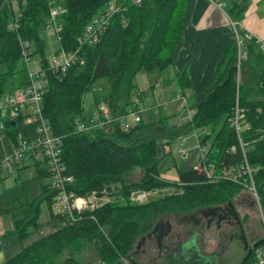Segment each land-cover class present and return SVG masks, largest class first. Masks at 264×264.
Masks as SVG:
<instances>
[{
	"label": "trees",
	"instance_id": "1",
	"mask_svg": "<svg viewBox=\"0 0 264 264\" xmlns=\"http://www.w3.org/2000/svg\"><path fill=\"white\" fill-rule=\"evenodd\" d=\"M14 1L17 0H0V98L29 85L23 42H30L31 55L48 65V40L44 30L51 22V11L57 7L64 10L53 21L61 26L57 53L80 49L85 63L74 65L63 75L47 71L43 116L52 132L62 138L66 174L75 178L70 189L80 197L105 190L113 196L112 186L120 185L118 195L126 200L84 211L75 222H69L66 217L53 213L57 193L50 184H45L42 199L49 206V221L39 222L38 208L17 220L14 234L21 241L31 233L38 234V238L5 264H80L75 256L86 243L96 245L107 264H118L123 259L130 260L140 239L162 216L232 203L242 191L240 185L204 183L203 175L192 167L178 170L182 193L144 204L133 203L128 196L135 189L169 186L161 178L160 166L166 149L195 129L209 131L202 143L209 144L211 161L220 166L242 163L239 140L229 123L237 97L250 124L244 139L249 143L250 164L258 168L255 179L264 206V57L254 42L246 44L245 67L255 56L260 68L258 71L255 66L246 67L250 71L245 72L239 92L234 39L224 52L207 100L198 106L192 121L173 124L163 107H158L151 120L142 118L125 130L122 120L131 110H138L134 98L140 101L144 97L137 92V76L141 72H163L174 65L184 28L185 0H142L140 5L127 6L112 17L98 43L93 45L81 44L85 29L112 0H21L19 16L14 10ZM239 1L234 0L227 9L235 21L242 19L247 8ZM14 22L16 28L10 26ZM101 80L108 81L109 91L106 96L96 97V110L104 101L110 106L112 116L119 119L103 128L80 133L75 121L86 119L84 98ZM253 82L257 83L262 98H252ZM16 122L18 126L13 127L12 121H5V132L13 143L21 133L25 137L34 133L33 127L20 125V119ZM232 148H236L234 153L230 152ZM135 169L143 172L141 179L126 181L125 175ZM38 178L44 180L49 174L38 169ZM45 227L49 229L47 232L43 231ZM31 228L33 232H29ZM254 245H250V254L242 264H255Z\"/></svg>",
	"mask_w": 264,
	"mask_h": 264
},
{
	"label": "crops",
	"instance_id": "2",
	"mask_svg": "<svg viewBox=\"0 0 264 264\" xmlns=\"http://www.w3.org/2000/svg\"><path fill=\"white\" fill-rule=\"evenodd\" d=\"M239 2L247 8L242 19L235 21L227 12L234 0H215V2L185 0L184 28L174 55V65L163 72H142L147 78L150 77L145 87L137 88V92L144 94L143 99L140 100V104H143L140 110L143 119V114L148 113V120H151L154 111L158 107H163L166 114L171 117V123L181 124L184 113L177 100L178 94L182 92L189 94V107L194 111L207 100L209 88L224 52L235 39L232 22L239 23L242 30L249 31L253 36L264 41V0ZM220 4H224V8H221ZM259 62L257 57L253 56L248 64L259 69ZM252 86L254 88L251 92L252 98H261L257 83L253 82ZM150 95H152L151 101H149ZM174 117L177 118L176 121ZM9 147L11 150L12 145ZM181 150H186V154H182ZM181 150V164L188 162L189 165H186L191 168L196 160L195 151ZM30 167H33L38 175V169H41L38 166H25L18 169V172ZM30 170L33 169L27 172ZM0 174L2 175V171ZM24 184L25 186L31 184L30 177H26ZM238 202L239 209L235 208L233 202L227 204L233 217L226 214L223 216L221 207L197 208L191 212L173 213L161 217L154 224L152 231L140 239L129 262L131 264H242L250 254V245L264 238L260 237L258 224L255 226V218L251 216L246 206L247 210L244 208V202ZM240 208L246 210L243 211V215H247L246 223L240 217ZM211 211L214 214L219 211L221 214L214 215ZM235 212L239 218L236 217ZM23 218H25L23 208L11 209V206L7 205L0 212V264H5L24 247L30 245H24V241L14 234L17 229L16 221ZM229 227L231 231L226 232L224 229ZM46 230L49 229L45 227L43 231ZM212 231L213 235L209 240V236L206 235ZM225 240H228V243L239 242L241 248H236L237 250L234 251L233 243L229 245ZM147 242L156 244V247H148Z\"/></svg>",
	"mask_w": 264,
	"mask_h": 264
},
{
	"label": "built area",
	"instance_id": "3",
	"mask_svg": "<svg viewBox=\"0 0 264 264\" xmlns=\"http://www.w3.org/2000/svg\"><path fill=\"white\" fill-rule=\"evenodd\" d=\"M210 1L215 2V0ZM141 3L142 0H112L104 11L87 25L84 32V41H81V44L93 45L98 43L102 33L106 30L115 14L121 12L127 6L140 5ZM220 6L224 8V4H220ZM63 12L64 10L61 8L53 9L51 11V22L48 23L46 29L52 28L58 33L61 30V26L53 21ZM231 24L234 29L237 48L235 67L238 71H241L243 64L248 59L246 44L254 42L264 57V41L253 36L251 32L242 30L239 23L232 22ZM10 26L16 28L17 24L14 22ZM31 47L33 45L30 42H23V62L27 68L29 85L0 98V135L5 133V121H12V123H15L13 127H17L16 120L20 119V125L33 127L34 133L32 135L28 137H25L22 133L18 135L7 158L11 161L9 168L14 171L12 166L14 164L18 169H22L25 166H38L46 171L49 174L51 188L57 193L52 205L53 213L66 217L69 222H75L78 218L77 216L84 211L94 210L108 203V201H103L106 193L105 191L101 194L94 192L87 197H80L70 189L75 183V178L66 174V166L63 161V141L60 136L52 132L51 127L44 118L42 101L47 71L63 75L74 65L78 63L84 65L85 62L80 49H78L72 53L63 51L53 54L48 58V65H45L40 59L31 55L29 52ZM177 99L181 101V111L184 113L181 124L192 121L196 111L189 107V94L182 92L178 94ZM134 103L138 108L139 99L135 98ZM116 119L119 118L112 116L111 109L105 103H102L92 117L76 120L75 125L78 132L88 133L103 128ZM141 119L140 109L137 111L131 110L128 116L122 120V128L127 130L132 125L139 123ZM230 123L236 131L243 154V162L230 166H220L217 163H212L209 158V144L202 143V139L209 134V131L207 129H195L192 133L196 139V146L192 150L196 153V160L192 169L202 174L203 182L207 184L231 182L243 188L249 186L255 192L257 201L260 202L255 182V173L258 169L250 164L248 158L249 143L244 139V133L250 130V124L247 120L246 110L241 107L238 97L230 117ZM235 151L236 148L230 150L232 153ZM181 153L186 154V150H181ZM132 194L145 197L147 191L140 192V190L135 189ZM254 255L255 264H264V242L256 247Z\"/></svg>",
	"mask_w": 264,
	"mask_h": 264
},
{
	"label": "rangeland",
	"instance_id": "4",
	"mask_svg": "<svg viewBox=\"0 0 264 264\" xmlns=\"http://www.w3.org/2000/svg\"><path fill=\"white\" fill-rule=\"evenodd\" d=\"M20 4H21V0H17L13 2L14 10H16V12L18 13V16L20 14V9H21ZM44 34L46 35L47 40H48V56L50 57L59 51L60 40L58 37V33L52 28L44 30ZM251 66L252 65L248 64L246 67L251 68ZM246 67L244 63L241 68V71H238L237 68H235L237 90L240 89L241 87V83L243 82L245 72L247 73L250 71V69L247 70ZM256 67L257 66H255V69H257ZM257 70L259 71V69ZM148 78L150 79V77ZM148 78H147V75H145V73L141 72L140 75L138 76V79H136L137 87H140V88L145 87V85H147L149 82ZM173 90H176V89L173 88ZM108 91H109V83L107 80H101L95 83V85L92 88V91L89 92L84 98V110H85L84 115L86 118L92 117L94 112L96 111V97L97 96L102 97L104 95L106 96ZM151 97L152 95H150L149 101H151ZM178 101L181 104V101L180 100ZM102 103H105L106 106L110 108L108 103L103 101L100 104ZM141 107H143V104H139L138 109L141 110ZM148 116H149L148 113L143 114L145 121H148ZM173 119L174 121L177 120V118L175 117ZM229 123H230V119H229ZM13 144L14 143L12 139L9 137V135L6 132L0 135V171H2V175L0 174V212L7 205H10L11 209L13 207L14 208L17 207V209L23 208L24 217H27L32 213L33 210H35V208H38L39 222H47L50 218L49 206H48V203L42 199L43 198L42 194L44 190V185L50 184V179L46 178L44 180H41L40 178H38L37 172L33 167H30L26 170H22L18 172V168L14 164H12L14 171H11L9 168L11 166V163H10L11 161H9L7 158L10 153L9 146L11 145L13 146ZM195 146H196V139L192 132L179 139H176L174 143L172 144L171 148L166 149L167 153H165L166 155L160 164L161 178L167 181L170 185L167 187H156L151 190L150 189H144V190L137 189V190H140V192L147 191L146 196L140 197L138 196V194H130V196H128L129 200H131V202L136 203V204H144L152 200L161 199L171 194L182 193L183 192L181 189L182 185L178 178V170L188 168L187 165L189 164L188 162L181 164L182 155L180 153V150L181 149L192 150ZM211 162L215 164V162L213 161ZM193 165L194 164H192V166ZM29 169H33V170H30L29 172H27V170ZM19 173L21 174L20 176H19ZM142 176H143V172L140 169H135L133 170V172L126 174L125 179L126 181H129V182H135V181H139ZM26 177H30L31 184L29 186H25L24 184ZM255 182H256V179H255ZM256 185H257V182H256ZM256 187H257V194L259 196L260 202L257 201V198L255 197V192L251 189V187L247 186L244 188L242 187V191L233 199V203H234L235 208L239 209L238 201L244 202V205H243L244 208L246 206L248 208V212L251 214L253 218H255L254 219L255 226L258 224L257 226L259 227L258 231L260 232V237L264 238V206L262 203V198H261V194L258 189V186ZM120 190H121L120 185L112 186V191L115 192L113 196L110 195L111 194L110 191L105 190L106 196H105V199H103V201L115 202V201H123L124 199L126 200V198H123L122 196L118 195ZM220 207H221L220 211L222 212L223 216L224 214H226V216L233 217V213L231 212L229 206L223 205ZM244 208L243 210L240 208L239 213H240V217L243 220V222L245 221L247 222V219L245 217L247 215L245 216L243 215L244 213L243 211H246L247 208H245L246 210ZM216 214H221V213L217 211ZM166 216H168V214L162 217H166ZM224 230L226 232L231 231L230 227ZM47 231L48 230H46L45 232ZM29 232H33V229L31 228ZM212 233L213 231L206 235L207 237L209 236L208 237L209 240L212 238V235H213ZM143 238L144 236L141 239ZM36 239H37V234L31 233V235H29L28 238L24 241V245L31 244ZM262 241L264 242V240ZM225 243H228V240H225ZM231 243H233L232 250L236 251L237 250L236 248H241V244L239 242H236V243L230 242L228 244L230 245ZM146 244L148 247L149 246L150 247L152 246L153 248L156 247V244L152 242L151 243L147 242ZM75 258L80 264H107L101 259L98 253L97 246L94 244H89V243H86L85 245H83L81 251L76 254ZM232 261H234V259ZM118 264H131V263L123 259Z\"/></svg>",
	"mask_w": 264,
	"mask_h": 264
},
{
	"label": "water",
	"instance_id": "5",
	"mask_svg": "<svg viewBox=\"0 0 264 264\" xmlns=\"http://www.w3.org/2000/svg\"><path fill=\"white\" fill-rule=\"evenodd\" d=\"M12 126H15V123H12ZM235 215H236V217L237 218H239V216H238V214L235 212ZM263 243V241L261 240V241H259V242H257L255 245H254V248H256L257 246H259L260 244H262Z\"/></svg>",
	"mask_w": 264,
	"mask_h": 264
},
{
	"label": "flooded vegetation",
	"instance_id": "6",
	"mask_svg": "<svg viewBox=\"0 0 264 264\" xmlns=\"http://www.w3.org/2000/svg\"><path fill=\"white\" fill-rule=\"evenodd\" d=\"M208 209V208H207ZM211 214H214V212L213 211H211ZM214 215H217L216 214V212H215V214ZM153 228V227H152ZM152 228H151V230L150 231H152ZM146 234H148V232L146 233Z\"/></svg>",
	"mask_w": 264,
	"mask_h": 264
}]
</instances>
